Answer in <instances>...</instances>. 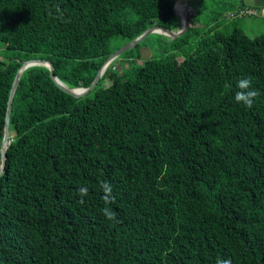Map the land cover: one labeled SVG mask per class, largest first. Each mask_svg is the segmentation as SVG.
I'll list each match as a JSON object with an SVG mask.
<instances>
[{
    "label": "trees",
    "instance_id": "obj_1",
    "mask_svg": "<svg viewBox=\"0 0 264 264\" xmlns=\"http://www.w3.org/2000/svg\"><path fill=\"white\" fill-rule=\"evenodd\" d=\"M174 2L0 0V44L15 53L0 61V165L23 61L89 88L121 47L175 30ZM238 6L224 0L199 28L191 16L183 36L85 97L46 66L22 74L0 176V264H264V34L223 30L226 12L248 16ZM241 78L260 93L251 108L235 101Z\"/></svg>",
    "mask_w": 264,
    "mask_h": 264
},
{
    "label": "rangeland",
    "instance_id": "obj_2",
    "mask_svg": "<svg viewBox=\"0 0 264 264\" xmlns=\"http://www.w3.org/2000/svg\"><path fill=\"white\" fill-rule=\"evenodd\" d=\"M174 8L180 5L183 6L184 14L195 16V27L199 28L202 25L210 22L213 18L214 13H219L223 5L224 0H205L204 4H200L199 0L196 2H186V0H175ZM190 4V5H188ZM181 10V11H182ZM188 12L189 14H186ZM177 13V14H176ZM176 17L178 19L177 26L174 27L175 30L180 31L183 27V14L176 10ZM183 16V17H182ZM228 22L226 26L223 28L224 31L231 33L234 28L239 27L242 31L249 36L250 38H254L261 34H264V19L260 16H245L237 19L227 18ZM180 25V27H179ZM179 27V28H178ZM160 35V37H151L147 41H144L138 48H134L128 55L118 58L114 63H111L110 68L114 70L111 74L105 73L102 77V84L100 87L106 88L112 84V81L115 78H123L129 72V66L132 65L135 61L140 59L139 63H142L146 59L152 58V56L156 55L159 50L157 48L166 47L171 38L168 35ZM183 36V35H182ZM181 37V36H180ZM190 42L193 43V38L190 37ZM116 42V41H115ZM118 44V43H117ZM187 51V48H186ZM179 54H183L182 50L177 51ZM14 52L7 51L3 48L2 44H0V61L8 62L11 57L14 56ZM183 58V57H182ZM182 58H179L182 60ZM110 70V69H109Z\"/></svg>",
    "mask_w": 264,
    "mask_h": 264
},
{
    "label": "water",
    "instance_id": "obj_3",
    "mask_svg": "<svg viewBox=\"0 0 264 264\" xmlns=\"http://www.w3.org/2000/svg\"><path fill=\"white\" fill-rule=\"evenodd\" d=\"M176 2V1H175ZM175 10V8H174ZM176 12V10H175ZM177 14V13H176ZM190 27V16H185L184 17V21H183V27L180 31H174L170 28L164 27V26H155L152 27L150 29H148L144 34H142L140 37H138L136 40H134L133 42H130L128 44H126L125 46L121 47L119 50H117L115 53H113L109 59L105 62V64L107 62H114L116 61L122 54L132 50L133 48H135L138 44H140L141 42H143L146 38H148L149 36L153 35V34H163V35H168L171 38L175 39L178 38L182 35H184L187 30ZM105 64L102 66L101 70L99 71L97 77L95 78L94 82L92 83V85L89 88H69L67 85H65L63 82H61L55 75L54 73V67L52 65V63H50L49 61L46 60H42V59H32V60H27V61H23L22 62V67L20 68L16 79L13 83V88L11 90V94H10V98H9V103H8V110H7V115H6V126H5V136L2 142V150H1V165H0V176L3 173L4 169H5V164H6V159H7V148L8 145L10 143V139L14 137V134H11L10 132V114H11V108H12V102H13V98L15 96L18 84L20 82L21 76L22 74L30 67L33 66H39V65H43L46 66L50 69V74L52 79L55 81V83L60 87V89H62L65 93L74 96L76 98H80V97H85L87 96L91 91H93L98 83L100 82V80L103 77V69L105 67ZM81 90L80 92L76 93V91Z\"/></svg>",
    "mask_w": 264,
    "mask_h": 264
},
{
    "label": "clouds",
    "instance_id": "obj_4",
    "mask_svg": "<svg viewBox=\"0 0 264 264\" xmlns=\"http://www.w3.org/2000/svg\"><path fill=\"white\" fill-rule=\"evenodd\" d=\"M57 11L59 9L57 8ZM115 62V61H114ZM236 88L238 89L235 92V101L237 103H242L246 107L251 108L255 99L260 95L259 91L252 87V80L251 78H241L237 81ZM100 188L103 192V199L105 204H111L114 202L113 197V188L112 185L108 181H103L100 184ZM77 194L80 197L79 203L83 204L84 197L88 195V188L85 186H81L77 189ZM102 214L106 217L109 221H116L117 213L113 211L110 207H105L102 209ZM216 264H232V260L230 258H220L217 257Z\"/></svg>",
    "mask_w": 264,
    "mask_h": 264
},
{
    "label": "crops",
    "instance_id": "obj_5",
    "mask_svg": "<svg viewBox=\"0 0 264 264\" xmlns=\"http://www.w3.org/2000/svg\"><path fill=\"white\" fill-rule=\"evenodd\" d=\"M187 1L188 2H191V1L196 2L197 0H186V2ZM243 1L247 5V8H251V9L257 11L258 12V15L257 16H260V17H262L264 19V0H243ZM199 2H200V4H202V0H199ZM240 3H241V0H235V4H237V5L240 6ZM188 5H190V4H188ZM238 10H239V8H238ZM186 14H189V13L186 12ZM226 15L230 19L231 18L233 19V17H232L233 15L235 17L234 12H232V11L226 12ZM186 16H190L191 17L192 14H189V15H186ZM178 24H179V22H178ZM179 27H180V25H179ZM174 31H177V30H174Z\"/></svg>",
    "mask_w": 264,
    "mask_h": 264
},
{
    "label": "built area",
    "instance_id": "obj_6",
    "mask_svg": "<svg viewBox=\"0 0 264 264\" xmlns=\"http://www.w3.org/2000/svg\"><path fill=\"white\" fill-rule=\"evenodd\" d=\"M244 15H248V16H257L258 15V12L251 9V8H246L244 10H241L240 13H239V16H244Z\"/></svg>",
    "mask_w": 264,
    "mask_h": 264
},
{
    "label": "bare ground",
    "instance_id": "obj_7",
    "mask_svg": "<svg viewBox=\"0 0 264 264\" xmlns=\"http://www.w3.org/2000/svg\"><path fill=\"white\" fill-rule=\"evenodd\" d=\"M182 9H183V6H182V5H180L178 8L176 7V10H177L178 12L182 13L183 16L185 17L184 10H182ZM181 10H182V11H181ZM183 16H182V17H183ZM184 17H183V19H184ZM112 63H113V62H112ZM110 65H111V62H107V63L105 64V67H104V69H103V71H102L103 74L106 73V71H107L108 67H110ZM80 91H81V90H78V91H76V93H78V92H80Z\"/></svg>",
    "mask_w": 264,
    "mask_h": 264
}]
</instances>
